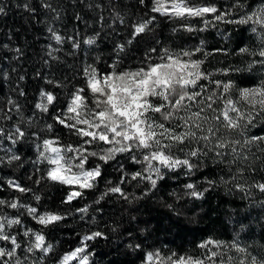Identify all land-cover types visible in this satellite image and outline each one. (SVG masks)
<instances>
[{"label": "snow or ice", "instance_id": "1", "mask_svg": "<svg viewBox=\"0 0 264 264\" xmlns=\"http://www.w3.org/2000/svg\"><path fill=\"white\" fill-rule=\"evenodd\" d=\"M138 3L145 8L144 16L132 25L126 42L115 46L116 58L103 70L98 67L100 56H96L91 64H86L82 72L83 84L73 87L59 112L52 108L57 96L50 91L40 92L36 109L41 113H49L51 109L53 122L79 137L80 143L62 145L59 138H42L39 132H29L20 126L22 123L32 126L31 118L25 120L21 116L7 132L0 127V149L4 141L15 146L35 137L37 155L32 163L47 165L36 183L47 180L73 186L62 203H71L82 197L86 190L96 188L105 165L118 171L120 178L115 184L108 181L109 186L95 201L97 204L110 194L118 195L129 203L143 199L157 190L162 182L173 178L170 173L177 174L176 178L179 175L191 177L209 162L214 166H225L228 177L215 179L206 176L204 187L197 182H186L183 185L185 196L203 200L215 188L229 184V192L240 191L245 197L250 198L253 189L264 193V182L248 183L245 175L246 172H256L257 161L260 162V170L264 171V135H249L251 127L264 123V0L258 6H249L248 0H234L225 9L215 4H193L191 0H138ZM42 6L55 13L54 20L60 18L59 11L51 4L45 2ZM24 7L29 12L34 11L28 4ZM0 14H5L2 4ZM157 16L184 21L199 18L203 26L198 29L191 24L182 25L188 32L205 31L217 21L248 26L258 46L238 49V55L248 57L243 66L229 65L209 71L204 65L212 53L206 51L203 40L194 49L158 48L156 44L160 42L156 41L145 51L142 59L135 62V66L121 67L127 48L138 37L154 30ZM114 17L124 23L119 12H114ZM47 30L57 45L68 39L74 49L80 47L74 37L65 38L52 26ZM97 38L98 34L88 37L84 43L94 45ZM60 50L54 48L48 55L58 60L59 57L53 53ZM15 51L19 53L20 49ZM215 51L228 54V50L223 48ZM197 54L201 55L197 57ZM254 72H259L260 76L253 86H241L230 78L232 74ZM217 75L229 79H214ZM47 83L63 86L51 80ZM20 95H24L23 91ZM9 104L12 107L8 111L15 109L19 114V105L14 100H9ZM217 104L219 106L214 107ZM2 118L12 119L7 114ZM40 131L52 133L53 124L45 123ZM96 145L102 147L94 150ZM4 151L5 155L0 156V166L22 161L13 147ZM122 156L130 164L140 165V168L125 171L124 163L119 159ZM90 158L97 162L90 164ZM36 171L40 169L37 167ZM130 181H137V186L146 184L147 187L140 196L133 194L130 198L122 187ZM7 184L20 193H32L36 204H39L41 196L31 188L14 180H8ZM180 198L177 196V199ZM5 207L16 210L18 215L9 216L2 211ZM88 210L89 206L77 209L85 215ZM24 215L41 228L27 227L22 219ZM68 215L60 211H42L40 207L21 202L18 197L10 201L0 199V264H45L54 246L48 242L43 229L59 225ZM92 222L95 223L94 218ZM111 231L117 232L118 226L113 225ZM140 231L144 233L146 229ZM126 235L129 237L126 248L132 252L142 249L145 241L139 240V236L133 238L131 230ZM21 236L23 241L18 239ZM108 238L101 230H90L82 235L78 246L63 253L55 264H94L92 257L95 252L90 251L89 242ZM197 247L202 250L198 255L175 251L165 253L154 247L145 251L141 257L142 264H264V255L251 251L253 245L241 241L239 234L231 241L209 238ZM260 247L264 248V245Z\"/></svg>", "mask_w": 264, "mask_h": 264}, {"label": "trees", "instance_id": "2", "mask_svg": "<svg viewBox=\"0 0 264 264\" xmlns=\"http://www.w3.org/2000/svg\"><path fill=\"white\" fill-rule=\"evenodd\" d=\"M45 2L59 11L58 20L53 19L54 12L42 6ZM233 2L234 0H191L193 4H215L222 9L228 8ZM260 2L261 0H248L249 6H258ZM0 4L5 7V14H0V124H4V114H11V124H16L21 116L25 120L31 118V127L24 123L20 126L27 128L29 132H39L41 137L59 138L62 145L80 143L79 137L53 122L50 118L53 114L51 109L49 113H41L36 109L37 96L41 90L53 92L57 101L52 108L59 112L66 103L67 94L74 86L83 84L84 66L100 56L98 67L106 69L107 64L116 58L115 46L126 42L132 25L144 16L145 8L138 0H0ZM25 4L34 11H27ZM114 12H119L124 18L123 24L115 19ZM208 18L211 19V16ZM185 23L197 29L203 26L199 18L184 21L157 16L154 30L138 37L127 48L121 67L129 64L135 66V62L141 60L145 51L156 41L160 42L156 44L158 48L168 46L194 49L203 40L206 51L212 53L204 65L209 71L229 65L243 66L248 57L238 55V49L258 46V41L248 26L217 21L205 31L188 32L182 27ZM50 26L65 38L74 37L80 47L74 49L72 41L68 39L62 45H57L47 30ZM97 34L94 46L83 47L86 38ZM17 48L20 49L19 53L15 51ZM54 48L61 49L53 53L59 57L58 60L48 55ZM220 48L227 49L228 54L215 51ZM200 55L197 54V57ZM259 76V72H254L232 74L230 78L237 84L248 87L253 86ZM214 79L226 80L229 77L217 75ZM49 80L63 86L56 87L47 83ZM21 91L24 95H20ZM9 100H14L19 105V114L15 109L8 111L12 107ZM217 106L219 104L214 105ZM45 123L53 124L52 133L40 131ZM256 134L264 135V123H258L249 129V135ZM34 143L20 142L13 146L7 142L9 147H13L21 155L22 161L0 166V199L10 201L18 197L21 202L40 207L42 211L69 213L68 218L59 225L43 229L48 242L54 246V251L48 255L45 264H55L62 253L79 244L83 234L97 229L105 232L109 238L89 242L90 251L95 252L92 257L94 264H142L141 257L145 251H151L154 247L165 253L175 251L198 255L202 250L197 245L202 241L209 238L231 241L237 234L241 241L253 245L251 251L264 255V248L260 247L264 245V204H261L264 193L253 189L251 197H245L240 191L229 192V184L215 188L203 200L185 196L183 185L186 182H197L200 187H204L203 180L206 176L227 178L229 173L223 165L214 166L209 162L203 170H197L191 177L179 175L176 178L177 174L170 173L173 178L162 182L157 190L143 199H136L131 203L118 195L110 194L97 204L95 201L109 186L108 181L115 184L120 178L118 171L105 165L96 188L86 190L82 197L71 203H62L73 186L47 180L36 183L44 174L45 166L32 163L36 159ZM100 147L102 145H96L94 150L98 151ZM119 159L124 163L125 171L140 168V165L130 164L123 156ZM95 162L97 161L93 158L89 159L90 164ZM20 163L23 164L22 167L18 166ZM37 167L40 171H36ZM255 167L254 174L245 173L248 183L264 182V171L260 170L259 161L255 163ZM8 180L31 188L41 196L39 204H36L32 193H20L10 188ZM122 187L131 198L133 194L140 196L147 185L137 186V181H130ZM177 196L181 198L177 199ZM86 206H89L86 215L77 211ZM93 218L95 223L92 222ZM22 219L29 228H41L26 215ZM113 225L118 226L115 233L111 231ZM141 229H146V232L141 233ZM129 230L133 232V238L139 236V240L145 241L141 250L132 252L125 247L129 240L126 235ZM18 239L23 241L22 236Z\"/></svg>", "mask_w": 264, "mask_h": 264}, {"label": "rangeland", "instance_id": "3", "mask_svg": "<svg viewBox=\"0 0 264 264\" xmlns=\"http://www.w3.org/2000/svg\"><path fill=\"white\" fill-rule=\"evenodd\" d=\"M72 46V45H71ZM89 46H91V45H87V44H85V43H83V47H89ZM92 46H94V45H92ZM73 47V46H72ZM46 91V90H45ZM41 92V91H40ZM40 92H39V94H38V96H37V102H36V104L37 103H39L40 102ZM7 115H11V114H7ZM4 116H5V114H4ZM14 124H11V120H7V119H4V124L2 125V124H0V127H2V128H4V130L7 132L8 130H9V128H11L12 126H13ZM43 138V137H42ZM48 138H52V139H55V138H53V137H48ZM7 142H9V141H4V144H3V148L2 149H0V156H3L4 155V148H8L9 147V145L7 144ZM23 142V141H22ZM27 142H35V137H34V139H32L31 137L30 138H28L27 139ZM35 148V147H34ZM36 152V151H35ZM36 155H37V153H36ZM44 166H45V168L47 167V165H45V164H43ZM2 211L3 212H5V213H7L9 216H17L18 215V213H17V211L16 210H13V209H7V207H5V208H3L2 209ZM28 227V226H27ZM12 231L13 232H15L16 231V228L15 227H13L12 228ZM23 240H24V238H23ZM81 240V239H80ZM80 243V242H79ZM79 245V244H78ZM77 245V246H78ZM65 253V252H64ZM63 254V253H62ZM61 254V255H62ZM60 255V256H61Z\"/></svg>", "mask_w": 264, "mask_h": 264}]
</instances>
